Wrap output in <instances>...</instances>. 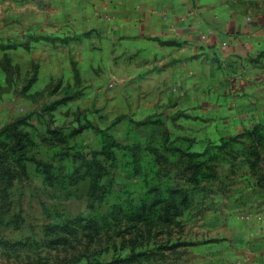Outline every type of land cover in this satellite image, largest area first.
<instances>
[{"label":"rangeland","instance_id":"1","mask_svg":"<svg viewBox=\"0 0 264 264\" xmlns=\"http://www.w3.org/2000/svg\"><path fill=\"white\" fill-rule=\"evenodd\" d=\"M20 94L0 128V264H232L230 227L264 216V140L206 150L183 143L167 103L136 118Z\"/></svg>","mask_w":264,"mask_h":264},{"label":"crops","instance_id":"2","mask_svg":"<svg viewBox=\"0 0 264 264\" xmlns=\"http://www.w3.org/2000/svg\"><path fill=\"white\" fill-rule=\"evenodd\" d=\"M4 1L11 9L0 8V128L11 96L50 92L61 98L48 110L82 96L106 100V113L135 108L138 118L167 103L183 143L206 150L264 140V0ZM246 170L236 173L241 188L257 174ZM229 230L232 264H264V216Z\"/></svg>","mask_w":264,"mask_h":264},{"label":"built area","instance_id":"3","mask_svg":"<svg viewBox=\"0 0 264 264\" xmlns=\"http://www.w3.org/2000/svg\"><path fill=\"white\" fill-rule=\"evenodd\" d=\"M210 33H208V35H207V37H206V34H201V37H200V39L201 40H206L210 35H211V31H209ZM203 37V38H202ZM227 45V43L226 42H223L222 43V46H226ZM250 218V217H249ZM249 218H247V219H249ZM252 218V217H251Z\"/></svg>","mask_w":264,"mask_h":264}]
</instances>
